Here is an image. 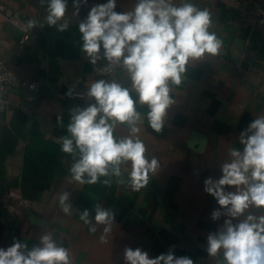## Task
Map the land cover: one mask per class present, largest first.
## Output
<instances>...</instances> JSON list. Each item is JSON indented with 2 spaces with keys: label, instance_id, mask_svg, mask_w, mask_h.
Masks as SVG:
<instances>
[{
  "label": "crops",
  "instance_id": "crops-1",
  "mask_svg": "<svg viewBox=\"0 0 264 264\" xmlns=\"http://www.w3.org/2000/svg\"><path fill=\"white\" fill-rule=\"evenodd\" d=\"M261 1L190 0L211 11L212 30L223 40V48L220 55L189 67L182 84L173 86L175 103L168 109L161 133L145 120L140 138L149 158L155 156L160 165L148 187L134 192L115 179L111 187L80 185L69 173L72 157L60 153L55 158L59 166L38 174L49 179L48 186L29 200L22 197L20 181L30 130L36 126L43 141L61 145L58 141L67 132L65 127L66 134L55 133L60 124L57 118L68 124L70 110L88 103L84 97H69L68 91L84 93L92 81L119 78L122 73L102 74L98 67L104 62L93 66L80 50V21L93 5L107 0H88L78 16L68 0L65 31L47 24L27 27L29 19L45 22L46 4L40 0H0L6 9L0 12V61L19 81L7 91V105L0 110V248L7 249L15 238L30 249L39 245L42 233L51 232L69 250L73 264H124L125 247L141 248L149 258L172 251L177 257H190L194 264H222V256L208 255L207 236L227 217L211 218L219 205L205 192L204 181L220 178L229 150L241 147L240 133L251 120L264 115V27L249 18ZM116 2V11L121 12L131 10L136 0ZM9 16H16L21 27L12 25ZM30 83L35 85L34 100L27 102ZM137 107L146 114V106ZM192 133L206 137L201 152L187 146ZM116 134H127L126 129L121 127ZM65 191L70 192L71 215L64 214L58 203ZM97 204L115 213L104 240L103 225H97L93 233L80 219L87 209L94 222Z\"/></svg>",
  "mask_w": 264,
  "mask_h": 264
},
{
  "label": "clouds",
  "instance_id": "clouds-1",
  "mask_svg": "<svg viewBox=\"0 0 264 264\" xmlns=\"http://www.w3.org/2000/svg\"><path fill=\"white\" fill-rule=\"evenodd\" d=\"M40 3L46 4L45 22L29 19L25 22L29 29L45 24L59 31L68 29V0ZM87 4L88 0H72L74 15ZM116 7V0L93 5L78 30L84 58L93 66L104 62L98 67L102 74L114 76L119 71L122 75L94 80L78 94L87 99V106L70 110L67 135L58 142L61 151L72 157L69 173L74 182L111 187L115 179L118 185L127 184L139 192L160 168L140 138L145 120L156 133L162 132L168 109L175 103L173 86L182 84L189 67L220 55L223 40L212 30L211 11L190 0L179 4L136 0L131 10L121 12ZM67 95L71 97L73 91ZM138 105L146 106V114ZM57 120L63 125L62 117ZM121 127L127 134H116ZM239 145L229 150L230 159L221 165L220 178L204 181L205 192L219 205L211 218L227 217L207 236L206 250L210 257L222 256V264H264V214H257L264 213V115L251 120L240 133ZM58 203L64 214H72L70 192L59 194ZM94 212V222L87 209L80 219L93 233L97 225H103L104 240L115 213L100 204ZM39 240V245L29 249L14 238L7 249L0 248V264H73L69 250L51 232L42 233ZM123 259L124 264H194L190 257H177L172 251L149 258L141 248L130 247L124 248Z\"/></svg>",
  "mask_w": 264,
  "mask_h": 264
},
{
  "label": "trees",
  "instance_id": "trees-1",
  "mask_svg": "<svg viewBox=\"0 0 264 264\" xmlns=\"http://www.w3.org/2000/svg\"><path fill=\"white\" fill-rule=\"evenodd\" d=\"M65 127H67V120L63 118V125L59 124L55 133L65 132ZM61 128H64V130H61ZM35 129L36 126H33L30 130L20 181L22 197L29 200L34 199L39 191L48 186L49 179L38 178V174L40 177L50 173L49 170L54 164L59 166L60 163H55V158L63 153L61 145L57 146L49 141H43L39 134L35 132Z\"/></svg>",
  "mask_w": 264,
  "mask_h": 264
},
{
  "label": "built area",
  "instance_id": "built-area-1",
  "mask_svg": "<svg viewBox=\"0 0 264 264\" xmlns=\"http://www.w3.org/2000/svg\"><path fill=\"white\" fill-rule=\"evenodd\" d=\"M5 6L0 3V12H5ZM251 22L258 26L264 27V0L261 1L255 9L250 13L249 16ZM10 23L15 27H21L16 16L8 17ZM0 35H1V26H0ZM28 37L27 34L23 36V39L26 40ZM19 83L18 78L15 74H13L8 66L0 61V110H3L7 105V91L17 85ZM27 89L29 93L25 97L27 102H32L34 100V90L35 85L30 83L27 85ZM72 90V89H71ZM73 91V90H72ZM80 92L73 91V97L75 98H83Z\"/></svg>",
  "mask_w": 264,
  "mask_h": 264
},
{
  "label": "water",
  "instance_id": "water-1",
  "mask_svg": "<svg viewBox=\"0 0 264 264\" xmlns=\"http://www.w3.org/2000/svg\"><path fill=\"white\" fill-rule=\"evenodd\" d=\"M196 145V147H194ZM206 143V137L204 135L198 133H192L190 136V140L188 141V147L196 150L197 152H201L204 149Z\"/></svg>",
  "mask_w": 264,
  "mask_h": 264
}]
</instances>
